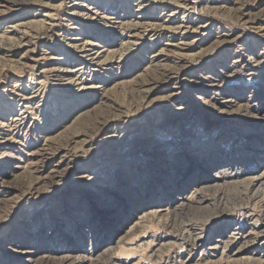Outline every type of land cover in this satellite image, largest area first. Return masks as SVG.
<instances>
[{
  "label": "rangeland",
  "instance_id": "374dc122",
  "mask_svg": "<svg viewBox=\"0 0 264 264\" xmlns=\"http://www.w3.org/2000/svg\"><path fill=\"white\" fill-rule=\"evenodd\" d=\"M42 256L264 264V0H0V264Z\"/></svg>",
  "mask_w": 264,
  "mask_h": 264
},
{
  "label": "bare ground",
  "instance_id": "6f19581e",
  "mask_svg": "<svg viewBox=\"0 0 264 264\" xmlns=\"http://www.w3.org/2000/svg\"><path fill=\"white\" fill-rule=\"evenodd\" d=\"M160 75V74H159ZM156 81V78H154V77H152V78H143L142 80H140L139 82H136L135 83V85H134V87H135V89L137 90V94H138V96H140V94L141 93H144L145 94V92H147V88L150 86V85H152L154 82ZM133 83V82H132ZM133 89V88H132ZM134 95V94H133ZM137 96V97H138ZM133 98H135V96L133 97ZM104 114V113H103ZM93 120V119H92ZM92 120H90L91 121V123H92ZM94 120H95V118H94ZM94 122V121H93ZM88 123V122H87ZM95 124V123H94ZM86 126V125H85ZM84 128V127H83ZM86 129V128H85ZM78 131V130H77ZM75 135V134H74ZM230 169V167H228L226 170H229ZM225 170V171H226ZM202 198V197H201ZM200 199V198H199ZM201 200V199H200ZM198 203H200V201L199 200H196ZM191 231V230H190ZM192 233V232H191ZM26 253H28V252H26ZM50 259L48 258V256H42L41 257V259L40 260H38V261H36L35 263H37V264H47V262L49 261ZM52 264H60L59 262H54V263H52Z\"/></svg>",
  "mask_w": 264,
  "mask_h": 264
}]
</instances>
